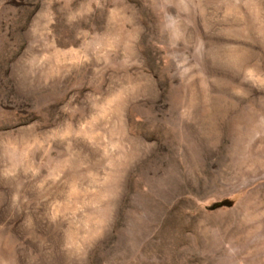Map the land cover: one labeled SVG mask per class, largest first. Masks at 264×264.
Returning a JSON list of instances; mask_svg holds the SVG:
<instances>
[{
	"label": "rangeland",
	"instance_id": "374dc122",
	"mask_svg": "<svg viewBox=\"0 0 264 264\" xmlns=\"http://www.w3.org/2000/svg\"><path fill=\"white\" fill-rule=\"evenodd\" d=\"M0 264H264V0H0Z\"/></svg>",
	"mask_w": 264,
	"mask_h": 264
}]
</instances>
